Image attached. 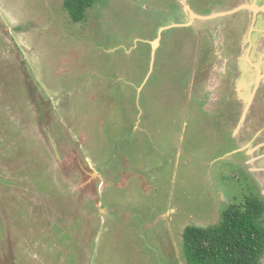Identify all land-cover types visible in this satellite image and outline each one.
Masks as SVG:
<instances>
[{"label": "rangeland", "instance_id": "rangeland-1", "mask_svg": "<svg viewBox=\"0 0 264 264\" xmlns=\"http://www.w3.org/2000/svg\"><path fill=\"white\" fill-rule=\"evenodd\" d=\"M239 2L0 0V264H187V226L264 201L251 11L194 17Z\"/></svg>", "mask_w": 264, "mask_h": 264}, {"label": "trees", "instance_id": "trees-1", "mask_svg": "<svg viewBox=\"0 0 264 264\" xmlns=\"http://www.w3.org/2000/svg\"><path fill=\"white\" fill-rule=\"evenodd\" d=\"M96 0H62L74 22L84 19ZM187 264H259L264 257V201L248 196L226 207L215 225L183 231Z\"/></svg>", "mask_w": 264, "mask_h": 264}, {"label": "water", "instance_id": "water-1", "mask_svg": "<svg viewBox=\"0 0 264 264\" xmlns=\"http://www.w3.org/2000/svg\"><path fill=\"white\" fill-rule=\"evenodd\" d=\"M253 0H249L247 4H244V8L252 11L253 17L251 19V23L249 24L244 38L242 40L243 44H241V53L237 56V61L244 62L249 66V70L251 69V74L248 72L249 76L253 79V85L250 86L251 97L248 99L249 102L252 101L254 93L258 89V87H264V4H260V0H254L255 2H251ZM254 3L249 5V3ZM215 15H210L209 17H214ZM260 43V44H259ZM258 47V48H257ZM245 48V49H244ZM253 51L256 57L255 64H248L247 60L251 57L250 51ZM252 54V56L254 55ZM253 59V58H251ZM245 66V65H244ZM241 66L246 69L247 66ZM248 70V71H249ZM246 72V70H243ZM246 106L243 112V116L248 112L249 106ZM244 118V117H243Z\"/></svg>", "mask_w": 264, "mask_h": 264}, {"label": "crops", "instance_id": "crops-1", "mask_svg": "<svg viewBox=\"0 0 264 264\" xmlns=\"http://www.w3.org/2000/svg\"><path fill=\"white\" fill-rule=\"evenodd\" d=\"M237 2H239V1H241V0H236ZM224 2V1H223ZM222 2V3H223ZM221 3V4H222ZM240 3V2H239ZM221 4H218V5H221ZM210 6V10L212 9V7L213 6H216V5H213V4H209ZM242 8H244V4H242V3H240L239 5H237V6H235V7H232L231 9H228V10H226L225 11V9L223 10H220V12L219 13H211L210 15H215L214 17H209L210 15H195L194 14V12L193 11H191V13L192 14H194V17H196V18H198V19H200V20H202V21H205V20H209V19H212V18H217L218 16H220V15H227V14H229V13H234V12H237L239 9H242ZM264 8V7H263ZM194 10V9H193ZM205 13V12H204ZM252 17H253V13H252V11H251V17H250V21H249V24L251 23V19H252ZM221 22L219 23V25L217 26V25H206L205 26V28L206 29H210V30H212L213 29V31L215 32V31H219L220 29L223 31V32H226V33H229L230 32V30L231 31H236L237 29H239V23L237 22V21H233L232 23H231V25L229 24L230 23V21H228L227 19H221L220 20ZM163 30V29H162ZM162 30H160V31H162ZM217 33V32H216ZM216 33H215V35H216ZM234 34H237L236 32L234 33ZM214 35V40L215 41H217L218 40V42L220 41V37L217 35V36H215ZM243 38H244V34H243V36H241V35H238V40L235 42V43H233L234 45H235V48H236V51H238L239 52V54L241 53V51L242 50H240L239 48L241 47V44H243V42H242V40H243ZM157 43V41L154 43V44H156ZM260 44V43H259ZM235 50V49H234ZM236 60H238L237 58H236ZM241 150V149H240ZM246 162H248V161H246Z\"/></svg>", "mask_w": 264, "mask_h": 264}]
</instances>
